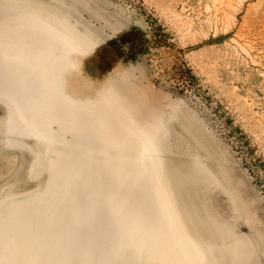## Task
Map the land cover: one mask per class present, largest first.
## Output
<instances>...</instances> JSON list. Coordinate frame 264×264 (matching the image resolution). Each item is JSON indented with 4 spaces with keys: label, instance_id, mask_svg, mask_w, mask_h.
Masks as SVG:
<instances>
[{
    "label": "rangeland",
    "instance_id": "1",
    "mask_svg": "<svg viewBox=\"0 0 264 264\" xmlns=\"http://www.w3.org/2000/svg\"><path fill=\"white\" fill-rule=\"evenodd\" d=\"M61 31L63 38L74 45L78 42L82 53L61 43ZM50 33L60 39H51ZM41 45L65 51L82 66L76 74L81 99L70 103L75 122L66 118L69 111L62 112L66 120L50 123L54 135L50 140L20 123L11 99L25 100L22 87L47 89L39 75L25 70L44 58L38 52ZM21 50L22 67L12 54ZM20 74L27 75L26 85ZM55 106L62 109L58 103ZM47 144L56 163L46 158ZM143 145L149 146L146 151L156 160L184 227L201 246L208 264H264V0H0V231L4 238L11 239L17 224L16 244L26 241L40 253L42 264H59L63 253L69 257L64 264H105L102 257L106 264H140V255L132 250L136 246L124 247L126 223L111 203H121L118 192L124 191L137 202L146 199V225L153 228L158 223L153 221L158 211L149 192L151 183H145L149 189L131 182L129 175V167L140 162L137 156ZM60 148L68 155L67 161L58 159L61 163ZM78 168L88 175L78 177L74 173ZM63 173L79 187V192L68 187L77 203L64 196ZM49 180L58 208L44 202ZM88 181L103 189L94 212L86 200L92 197ZM113 190L119 200L112 199ZM77 227L82 234L78 237ZM73 240L79 249L70 246ZM59 243L66 252H60ZM118 247H124V255L116 253ZM23 250L19 256L17 249L9 251L14 261L28 264Z\"/></svg>",
    "mask_w": 264,
    "mask_h": 264
},
{
    "label": "bare ground",
    "instance_id": "2",
    "mask_svg": "<svg viewBox=\"0 0 264 264\" xmlns=\"http://www.w3.org/2000/svg\"><path fill=\"white\" fill-rule=\"evenodd\" d=\"M38 27H39V25H38ZM41 27V26H40ZM27 28V27H26ZM37 28V27H36ZM42 29H43V27H42ZM14 30V29H13ZM9 31V30H8ZM44 31V30H43ZM49 31V30H48ZM47 31V29H46V33H47V35H48V32ZM30 33V32H29ZM41 33V32H40ZM46 33H44V34H46ZM60 33V32H59ZM28 34V32L26 33V35ZM57 34V33H56ZM14 35V34H13ZM43 35V34H42ZM50 36H51V39H55V38H59V36L57 37V35H55V34H52V33H50L49 34ZM60 35H61V43H63V45H65V46H71L73 49H75V50H77V51H79L80 53H82L81 52V50L79 49V46H78V42H76L77 44H75L74 45V43L73 42H70L68 39H65L66 37H62L63 35H65L64 33H63V31H61V33H60ZM8 36V35H7ZM14 37V36H13ZM24 37V36H23ZM7 38V37H6ZM10 38H12V37H10ZM20 38V37H19ZM25 38V37H24ZM27 38V37H26ZM30 38V37H29ZM3 39V38H2ZM47 39V38H46ZM18 40V39H17ZM22 40V39H21ZM21 40H19L20 42H21ZM28 40V39H27ZM26 40V41H27ZM49 40V39H48ZM5 41H7V40H5ZM8 41H10V40H8ZM25 41V40H24ZM30 41H31V39H30ZM52 41H55V40H52ZM20 42H17V43H20ZM34 42V41H33ZM46 42H47V40H46ZM58 42V41H57ZM56 42V43H57ZM2 43V42H1ZM4 43V42H3ZM10 43V42H9ZM12 43H14V42H12L11 41V44ZM16 43V44H17ZM40 43H42V42H40ZM52 43H54V42H52ZM60 43V42H59ZM27 44V43H26ZM29 44V43H28ZM33 44H35V42L33 43ZM44 44H45V42H44ZM58 44V43H57ZM36 45H37V42H36ZM51 45V44H50ZM50 45H49V47H50ZM62 45V44H61ZM7 46V45H6ZM23 46V45H22ZM21 46V47H22ZM25 46V45H24ZM27 46V45H26ZM25 46V47H26ZM42 46V45H41ZM40 46V47H41ZM44 46V45H43ZM42 46V47H43ZM56 46V45H55ZM8 47V46H7ZM19 47V46H18ZM41 47V48H42ZM48 47V49L44 46V48H46V49H44V48H40V49H38L39 51V54L40 55H42L44 58H40L39 59V65H36V64H28V66L26 67V69L25 70H33L35 73H36V75H39L41 78V80L42 81H40V83L42 84V85H44V86H47L46 88L47 89H45V91L44 90H42V88H41V86H40V88L39 87H27L26 89H24V87H22V89H21V91H24V90H26L24 93H25V100L24 101H18L17 102V100H15L16 98H14V97H11V99H12V101L15 103L14 105H16V109H17V115L19 116V121H20V123L23 125V126H26L27 128H29V129H31V131H33V132H36V134L38 133V134H44V135H46V136H48L47 137V139H54V135H53V133L51 132V127H49L50 126V123L51 122H53V121H58V122H64V118H65V116H63V115H65V113H67L68 111V113L69 114H67L66 115V118L68 119H70V123H74L75 122V117H74V114H73V112L71 113L70 111H71V109H70V103H71V99H75V100H77L78 99V101H79V99H81L80 98V90H81V88L79 87V86H81V85H79V83L77 82V79H76V74L78 73V72H80V70H82L81 68H82V66H81V64H79L77 61H78V59H74L73 57H71L68 53H66L65 51H61V52H57V50H55L53 47L54 46H51L50 48ZM57 47H58V45H57ZM60 47V46H59ZM17 48V47H16ZM15 48V49H16ZM37 48H39V47H37L36 46V49ZM69 48V47H68ZM8 49H11V47H9ZM19 49V48H18ZM27 49V48H26ZM61 49H62V47H61ZM60 49V50H61ZM72 49V50H73ZM12 50H13V48H12ZM28 50V49H27ZM64 50H68V49H64ZM15 51H17V49L15 50ZM29 51V50H28ZM71 51V49L68 51V52H70ZM74 51V50H73ZM72 51V52H73ZM6 52H7V50L4 52L5 54H6ZM13 52V51H12ZM23 53H24V51H19V52H13L12 54H14L16 57H17V59L22 63L21 64V67L23 66V64L25 63V58H24V55H23ZM4 54V55H5ZM8 54H10V51H8ZM79 54V53H78ZM33 55V54H32ZM7 56V55H6ZM11 56V55H10ZM73 56V55H72ZM3 59V58H2ZM10 60V59H9ZM9 60H7V61H9ZM4 61V60H3ZM14 61H16V59L14 60ZM33 61V60H32ZM80 61V60H79ZM81 62V61H80ZM5 64H6V61L4 62ZM9 63V62H8ZM13 63V62H12ZM16 63H19L18 61L16 62ZM28 63H29V60H28ZM9 66V65H8ZM8 68H10V67H8ZM10 70H11V68H10ZM24 69H22V71H20L21 73H26L25 71H23ZM16 72V71H15ZM81 73V72H80ZM33 74V73H32ZM79 75V74H78ZM20 76H21V78H20V80L22 81V83L24 84V85H26V83H27V75L26 76H22L21 74H20ZM34 79V78H33ZM82 80V79H81ZM65 83H67V85L65 84ZM90 84V83H89ZM92 84V83H91ZM70 85L72 86V89L71 88H68L67 86H69L70 87ZM43 86V87H44ZM38 88V89H37ZM45 88V87H44ZM89 88H90V86H89ZM74 91L73 92V94H70L69 92H71V91ZM94 90V89H93ZM20 92V91H19ZM100 92V91H99ZM97 93V92H96ZM84 94V93H83ZM98 95H100L99 93H98ZM74 96V97H73ZM101 96V95H100ZM99 96V97H100ZM83 97V96H82ZM83 98H85L86 99V97H83ZM101 98V97H100ZM101 100V99H100ZM73 102V101H72ZM89 102V101H88ZM95 102V101H94ZM56 103H58L61 107H62V109H58V108H56ZM92 103V102H91ZM95 104V103H94ZM93 104V105H94ZM107 107V106H106ZM75 108V107H74ZM95 108V107H94ZM108 108V107H107ZM65 109H66V112H65ZM96 111V110H95ZM62 112L64 113L63 115H62ZM101 112V111H100ZM99 112V113H100ZM69 115V116H68ZM100 115V114H99ZM66 118H65V120H66ZM79 118V117H78ZM68 119V120H69ZM92 120V119H91ZM102 120V119H101ZM105 120V119H104ZM106 122H108V121H106ZM79 123V122H78ZM98 124V123H97ZM105 124V123H104ZM107 125V124H106ZM63 126V125H62ZM75 126V129L76 128H81V129H85V128H83L82 126H76V125H74ZM45 128V127H47V130L46 129H43V128ZM106 127H108V126H106ZM62 129L64 128V127H61ZM112 128V127H111ZM72 129H73V127H72ZM100 129V128H99ZM110 129V128H109ZM53 130V129H52ZM98 131V130H97ZM109 131V130H108ZM113 133V132H112ZM35 134V133H34ZM105 134V133H104ZM132 135V134H131ZM41 136V135H40ZM99 136V135H98ZM105 137V136H104ZM40 138V137H39ZM134 138V137H133ZM42 139H43V136H42ZM49 139V140H50ZM48 140V141H49ZM92 140V139H91ZM51 142H52V140H51ZM51 142H48V143H51ZM55 142V141H54ZM53 142V143H54ZM110 142V141H109ZM143 142V141H142ZM53 143H51V144H53ZM115 143V142H114ZM141 143V142H140ZM144 143V142H143ZM143 143H141V145L143 144ZM50 144V145H51ZM57 144V143H56ZM132 144V143H131ZM54 145H55V143H54ZM62 145V144H61ZM73 145V144H72ZM116 145V144H115ZM144 145H147V144H144ZM143 145V149H141L142 151L139 153V155L137 156V155H135V156H137L138 158H139V161L140 162H138L135 166V168L134 167H129V170H130V173L131 174H129V175H131L132 176V180H131V182L133 181V183L134 182H138V183H142V184H145V183H147L148 182V185H149V183H151V191H149L150 193H151V197H152V200H153V202H154V206L153 207H155V209L158 211V214H157V217H154L153 216V221H157L158 223H156L155 222V224H153V225H155V227L153 226V228H149V226L147 227V216L144 214L145 212L143 211V208H144V203L143 202H145V200H141L140 202H137V200L135 199V200H133V196H132V199H130V198H127L126 196L128 195V194H126L127 193V191H124V192H126L125 194L123 193V192H118L119 194L120 193H122V194H124L125 196H123L122 194H120L121 196H119L120 198H121V203H116L115 204V202H113V203H111V204H113L115 207L113 208V206H112V208L113 209H115L116 211V213L118 214V215H120L121 217H122V219H123V221H125V227H123L124 228V230H123V232H124V235H126L127 236V240L128 241H126V242H123L124 244H126L124 247L126 248H131V246H132V244H133V247H135V249H132V250H136V252L140 255V258H141V261H140V264H208L207 262H206V257H205V254H204V252H203V250H202V248H201V246L198 244V242L196 241V239L186 230V228L184 227V224H183V221H182V219L180 218V216H179V212H178V210H177V207H176V205H175V202H174V200H173V198H172V196H171V194H170V192L168 191V189L166 188V186H165V183H164V180H163V178H162V175H161V172H160V170H159V167H158V164H157V162H156V160L149 154V153H147V151H149V150H147L148 149V147L149 146H144ZM83 146V145H82ZM120 146V145H119ZM60 147H62V146H60ZM65 147H67V146H65ZM64 147V148H65ZM91 147H93V146H91ZM115 147H117V146H115ZM122 147V146H121ZM120 147V148H121ZM64 148H60V151L57 153L58 155V157H57V160L60 158V161L61 160H63V161H67V158H68V155H67V152L66 151H64L65 149ZM68 149V148H67ZM71 149V148H70ZM85 149H88L87 148V146H86V148ZM53 149L49 146V144H47V147H46V153L48 154H46L47 156H46V158L47 159H49L50 161H51V164H53V163H56V158H55V153L52 151ZM91 150V149H90ZM147 150V151H146ZM72 151V150H71ZM117 151V150H116ZM119 151V150H118ZM123 152V151H122ZM137 152V151H136ZM52 153V154H51ZM73 153V152H72ZM84 153V152H83ZM70 154V153H69ZM87 154V153H86ZM114 155V154H113ZM93 156V155H92ZM125 156V155H124ZM129 157V156H128ZM127 157V158H128ZM77 158V157H76ZM88 158L89 157H87V159H86V162L85 163H88L87 161H88ZM92 158V157H91ZM136 158V157H135ZM46 159V160H47ZM71 159H73V158H71ZM130 159V158H129ZM137 159V158H136ZM59 161V160H58ZM59 161V162H60ZM130 161V160H129ZM62 162V161H61ZM60 162V163H61ZM95 162V161H94ZM108 162H109V160H108ZM41 163V162H40ZM49 163V162H48ZM115 163V162H114ZM124 163V162H123ZM128 163V162H127ZM93 164V163H92ZM112 164H113V162H112ZM116 164V163H115ZM118 164V163H117ZM47 165V164H46ZM56 165V164H55ZM59 165V164H58ZM63 165H65L64 163H63ZM69 165H71V164H69ZM73 165V164H72ZM87 165V164H86ZM121 165V164H120ZM48 166V165H47ZM87 166H89V165H87ZM87 166H85V168H87ZM117 166V165H116ZM49 167H50V164H49ZM56 167V166H55ZM55 167L52 169L53 170V172H54V170H55V172L57 171L56 169H55ZM62 167V166H61ZM65 167V166H64ZM94 167H95V165H94ZM121 167V166H120ZM47 169V168H46ZM70 169H73V168H70ZM113 169V168H112ZM48 170V169H47ZM46 170V171H47ZM66 170V169H65ZM86 170H88V169H86ZM119 170V169H118ZM71 171V170H70ZM75 171V170H74ZM82 171L83 170H81V168L79 169H76V171L74 172V173H76V175L78 176V177H80V175L82 174H85V173H82ZM96 171H97V169H96ZM115 171V170H114ZM62 172V171H61ZM72 172V171H71ZM93 172H95V171H93ZM52 173V172H51ZM55 174V173H54ZM80 174V175H79ZM97 174V173H96ZM51 175V174H50ZM63 175H66L67 176V174H64L63 173ZM62 175V176H63ZM88 174L86 173L85 174V177L87 176ZM127 176V175H126ZM68 177V176H67ZM67 177H64L63 179H62V182H64V184L62 185V186H64V188L63 189H65L64 190V192H65V194H64V196H66V197H71V199L74 201V202H76L75 200H78V199H76L75 198V200H74V197L72 198V196L71 195H73L72 193H69V189H68V187L70 186L72 189H76L78 192H79V187H77V185L76 184H74V183H72V182H70V179H69V177L67 178ZM77 178V177H76ZM128 178V177H127ZM75 179V178H74ZM80 179H82V177L80 178ZM89 179V178H88ZM126 179V178H125ZM124 179V180H125ZM76 180V182H77V179H75ZM83 180H84V178H83ZM82 180V181H83ZM96 180V179H95ZM112 180V179H111ZM127 180V179H126ZM52 181V180H51ZM78 181H79V179H78ZM120 181V180H119ZM121 181H123V179H121ZM129 180H127V182H128ZM48 182V181H47ZM46 182V183H47ZM75 182V183H76ZM89 182V183H88ZM87 182V185L89 186V189H90V187H92V184L90 183V181H88ZM125 182V181H124ZM108 183V182H107ZM123 183V182H122ZM84 184V183H83ZM99 184V183H98ZM125 184V183H124ZM132 184V183H131ZM52 185V184H51ZM51 185H50V180H49V182H48V185H47V189H48V187H49V190H48V195H47V190H45L46 191V196H45V198H44V202H45V204L47 203V202H49L51 205H52V207H53V205L54 206H59V199L55 196H53L52 194H51V192H50V187H51ZM54 185V184H53ZM146 186H147V184H145ZM144 185V186H145ZM79 186V185H78ZM99 187H97V188H95V186H93L92 187V189L91 190H89V192H90V194L92 195V197H86V200L87 201H89L88 203H90L91 202V206H90V209H91V211H95V209H98V203L96 202V200H98V198L101 196V195H99V193H101L100 191H101V189H102V185L100 184V185H98ZM139 186V185H138ZM66 187V188H65ZM128 187V186H127ZM143 187V186H142ZM148 187V186H147ZM150 187V186H149ZM148 187V188H149ZM61 188V187H60ZM132 188V187H131ZM131 188H128V189H126V190H131ZM56 189V188H55ZM54 189V190H55ZM82 189V188H81ZM144 189H146V188H144ZM150 189V188H149ZM33 190V189H32ZM100 190V191H99ZM103 190V189H102ZM111 190V189H110ZM114 190H115V188H114ZM113 190V194H115L114 196H111L112 197V199H116V197H117V194H116V192H117V190H115L114 191ZM121 190V189H120ZM119 190V191H120ZM132 190H133V188H132ZM44 191V192H45ZM145 191H147V189L145 190ZM33 192V191H32ZM56 192V191H55ZM63 192V191H62ZM134 192V191H133ZM132 191H131V193H133ZM111 193V194H112ZM148 193V192H147ZM56 194H58L57 192H56ZM77 194V193H76ZM68 195V196H67ZM133 195V194H132ZM136 195V194H135ZM83 196V195H82ZM109 196V195H108ZM131 196V195H130ZM35 197V196H34ZM39 197V196H38ZM101 197H103V196H101ZM110 197V198H111ZM136 197V196H135ZM57 198V199H56ZM139 198V197H138ZM137 198V199H138ZM149 198V197H148ZM69 199V198H68ZM89 199V200H88ZM108 199V198H107ZM106 199V200H107ZM117 199H118V197H117ZM142 199V198H141ZM151 199V198H150ZM61 200V199H60ZM119 200V199H118ZM23 201V200H22ZM21 201V202H22ZM100 201H101V199H100ZM110 201H111V199H110ZM110 201H108V204H109V202ZM116 201V200H115ZM99 202V201H98ZM112 202V201H111ZM13 203V202H12ZM77 203V202H76ZM75 203V204H76ZM138 203V204H137ZM146 203V202H145ZM72 204H74V203H72ZM79 204V203H78ZM85 204V203H84ZM13 205H15V204H13ZM138 205V206H137ZM28 206H30V205H28ZM74 206V205H73ZM79 206V205H78ZM100 206V205H99ZM131 206H135V207H131ZM148 206V205H147ZM146 206V207H147ZM50 207V206H49ZM56 207H54V208H56ZM80 207V206H79ZM150 209H151V207L150 206H148ZM18 208V207H17ZM19 208H20V206H19ZM18 208V209H19ZM30 208V207H29ZM28 208V209H29ZM35 208V207H34ZM47 208V207H46ZM53 208V209H54ZM58 208V207H57ZM60 208V207H59ZM68 208V207H67ZM74 208V207H73ZM76 208V207H75ZM81 208V207H80ZM87 208H88V206H87ZM95 208V209H94ZM100 208H101V206H100ZM99 208V209H100ZM21 209V208H20ZM52 209V208H51ZM49 210V209H48ZM55 210V212H56V210L57 209H54ZM77 210H78V208H77ZM76 210V211H77ZM82 210H83V208H82ZM146 210V209H145ZM149 210V209H148ZM152 210V209H151ZM34 211V210H33ZM53 211V210H52ZM109 211V210H108ZM45 212H47V211H45ZM79 212V211H78ZM77 212V213H78ZM99 212H100V210H99ZM152 212H154V211H152ZM32 213V212H31ZM49 213H51V212H49ZM56 213H58V212H56ZM81 213H82V211H81ZM90 214H92L91 212H89ZM89 213H87V214H89ZM112 214H113V212H111ZM156 213V212H155ZM59 214V213H58ZM66 214V213H65ZM145 216H144V215ZM151 214H153V213H151ZM61 215V214H60ZM93 215V214H92ZM95 215V214H94ZM102 215V214H101ZM43 216H45V215H43ZM83 216V215H82ZM90 216V215H89ZM48 217V216H47ZM61 217H64V216H60V218ZM86 217V216H85ZM96 217V216H95ZM95 217H93V218H95ZM111 217H113V216H111ZM90 218V217H89ZM92 218V219H93ZM113 218H115V217H113ZM150 218H151V215H150ZM156 218V220H154ZM46 219V218H45ZM80 219V218H79ZM82 219V218H81ZM104 219V218H103ZM109 219V218H108ZM15 220V219H14ZM19 220V219H18ZM28 220V219H27ZM26 220V221H27ZM60 220V219H59ZM95 220V219H94ZM151 220V219H150ZM2 221V220H1ZM28 221H30V220H28ZM47 221V220H46ZM16 222V221H15ZM121 222V221H120ZM151 222V221H150ZM1 223V222H0ZM57 223V222H56ZM101 223H103V222H101ZM152 223V222H151ZM154 223V222H153ZM58 224H59V222H58ZM91 224V223H90ZM13 225V224H12ZM27 225V224H26ZM30 225V224H29ZM89 225V224H88ZM92 225H93V223H92ZM20 226V225H19ZM24 226V225H23ZM152 226V225H151ZM13 227V226H12ZM83 227V226H82ZM87 227V226H86ZM91 227V226H90ZM90 227H87V228H89L90 230L92 229V227L90 228ZM93 227L95 228V225H93ZM65 228V227H64ZM85 228V227H84ZM13 229L15 230L14 231V233L10 236L11 237V239L10 240H8L7 238H4V236H3V234L1 233V231H0V243H2V246H0V248H1V252H0V264H11V263H9V261L10 262H12L13 264H22V263H20L17 259H15V260H17V262L16 261H14V257H13V255L11 256V252L9 251L11 248H14V249H17V253H16V255H20L24 250L23 249H25V254L28 256V264H42L41 262H40V257H39V255H40V253L38 254V252L34 249V248H32V249H30V247H28L29 245H27L28 243L25 241H21V243L23 244L22 246H20L21 244H19V245H17L16 244V239L17 238H15L16 237V230H17V224H15V227H13ZM69 229V228H68ZM83 229V228H82ZM113 229V228H112ZM10 230V229H9ZM73 230V229H72ZM88 230V229H87ZM97 230H99V229H97ZM122 230V229H121ZM65 231V230H64ZM83 231V230H82ZM85 232H86V230H84ZM91 231H94V230H91ZM90 231V232H91ZM100 231V230H99ZM68 232V231H67ZM88 232V231H87ZM95 232V231H94ZM74 233H75V236H80V234H81V230H79V227H77L76 229H75V231H74ZM100 233H101V231H100ZM122 233V232H121ZM93 234H96V233H93ZM64 235H66V233L64 234ZM82 235V234H81ZM123 235V236H124ZM74 236V237H75ZM86 236V235H85ZM99 236V235H98ZM116 236V235H115ZM122 236V235H121ZM147 236V239H148V237L149 238H151V240H152V243H151V245H149L147 242H148V240L145 238ZM76 237V238H77ZM87 237V236H86ZM86 237H85V239H86ZM92 237H93V235H92ZM103 237V236H102ZM125 237V236H124ZM34 238V237H33ZM82 237H80L79 239L80 240H82L81 239ZM95 238V237H94ZM94 238H93V240H94ZM96 238H97V235H96ZM99 238V237H98ZM97 238V239H98ZM123 238V237H122ZM122 238L121 237H119V239H121L122 240ZM31 239V238H30ZM56 239H57V237H56ZM74 239V238H73ZM63 240V239H62ZM75 240V239H74ZM74 240L73 241H71V242H69V244H71L70 246H76L77 247V244L76 243H78L76 240H75V242H74ZM89 240V239H88ZM124 240V239H123ZM122 240V241H123ZM33 241V240H32ZM35 241L37 242V239H35ZM34 241V242H35ZM56 241V240H55ZM82 241H84V240H82ZM86 241V240H85ZM95 241V240H94ZM96 241H98V240H96ZM104 241V240H103ZM116 241V240H115ZM147 241V242H146ZM33 242V243H34ZM51 242H53V241H51ZM64 242H65V240H64ZM64 242H63V244H64ZM88 242V241H87ZM108 242V241H107ZM17 243H18V241H17ZM20 243V242H19ZM39 243V242H38ZM57 243H58V241H57ZM84 243V242H83ZM89 243V242H88ZM87 243V244H88ZM94 243H98V242H94ZM44 244V243H43ZM101 244V243H100ZM57 245V244H56ZM62 244L61 243H59L57 246H58V249H61V251L60 252H66L65 250H66V248L65 247H63V246H61ZM65 245V244H64ZM118 245H119V243H118ZM123 245V244H122ZM135 245V246H134ZM20 248H19V247ZM81 246H82V243H81ZM95 246V245H94ZM103 245H100V247H102ZM119 246H121V245H119ZM49 247V246H48ZM47 247V248H48ZM73 247V248H74ZM115 247V246H114ZM124 247H122L123 249H121V247L119 248H117V249H115L116 250V253H118L119 254V252H120V254H122V255H124L123 253H121V251L122 250H124ZM36 248V247H35ZM85 248H86V245H85ZM91 248L92 247H90V250H91ZM97 248H98V246H97ZM103 248V247H102ZM42 249V248H41ZM77 249H79V246L77 247ZM93 249V248H92ZM94 249H95V247H94ZM23 250V251H22ZM101 250V249H100ZM132 250H130L131 252H132ZM70 251V250H69ZM124 251H126V250H124ZM41 252V251H40ZM47 252V251H46ZM80 252H82V251H80ZM90 252V251H89ZM93 252H95V251H93ZM92 252V253H93ZM98 252V251H97ZM100 252V251H99ZM103 252H104V250H103ZM106 252H107V250H106ZM24 253V252H23ZM48 253V252H47ZM57 253V252H56ZM43 254H45V253H43ZM53 254V253H52ZM91 254V253H90ZM104 254V253H103ZM106 254V253H105ZM117 254V255H118ZM63 255V259L64 260H62V258H60L61 260V262L59 263V264H64L63 262H65L66 260L65 259H67L66 257H68V256H66L65 255V253H63L62 254ZM77 255V254H76ZM102 254L100 253V259H101V256ZM50 256V255H49ZM54 256V255H53ZM61 256V255H60ZM85 256V255H84ZM93 256V255H92ZM91 256V257H92ZM105 256V255H104ZM106 256H107V254H106ZM121 256V255H120ZM51 257V256H50ZM50 257H48L49 259H50ZM88 257V256H87ZM18 258V257H17ZM48 258H46V259H48ZM69 258V257H68ZM78 258V257H77ZM19 259V258H18ZM52 259V258H51ZM59 259V258H58ZM104 259H106V258H104V257H102V260H103V262H106L107 263V261L106 260H104ZM101 260V261H102ZM136 260V259H135ZM92 261V260H91ZM138 261V260H137ZM66 263V262H65ZM105 263V264H106ZM26 264V263H25ZM45 264H50V263H45ZM104 264V263H103ZM111 264V263H110ZM136 264V263H135Z\"/></svg>",
    "mask_w": 264,
    "mask_h": 264
}]
</instances>
